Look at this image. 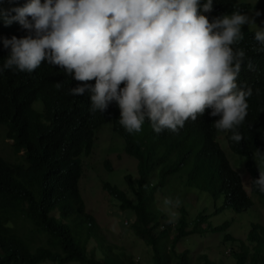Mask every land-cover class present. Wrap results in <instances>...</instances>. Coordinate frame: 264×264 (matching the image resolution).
<instances>
[{
	"label": "trees",
	"instance_id": "16d2710c",
	"mask_svg": "<svg viewBox=\"0 0 264 264\" xmlns=\"http://www.w3.org/2000/svg\"><path fill=\"white\" fill-rule=\"evenodd\" d=\"M236 1L213 0V11L208 15L253 8ZM13 3L23 5L25 0ZM9 6L8 0H0V7ZM254 31L243 26V38L234 45L245 52L237 82L252 88L247 114L237 129L243 139L233 142L231 131L222 132L232 152L243 157L250 178H258L252 152L256 147L264 150V47L253 39ZM25 34L17 22L5 26L0 20V65L9 51L3 38ZM248 62L252 68L246 66ZM81 83L44 62L31 73L0 72V125L10 122L8 135L17 161L8 164L0 154V264H139L106 242L81 193L83 157L93 152L98 132L105 128L121 138L127 155L137 160L138 176L125 175L134 199L116 184H103L128 212L125 224L135 216L127 227L152 248L154 264H194L188 251H180L178 245L187 235L204 231L202 223L209 215L199 213L189 221L182 207L183 214L169 222L158 205L157 193L173 194L179 191L180 182L198 191L193 200L205 194L216 212L228 209L242 213L254 206L241 176L217 144V130L211 123L218 117H210L206 110L196 120H186L175 133L166 129L156 133L146 119L139 133L130 134L118 122L115 102L103 113L93 112L89 111L87 91L68 94L70 87ZM87 83L94 84V80ZM105 163L110 170L109 162ZM250 192L264 200V193L251 181ZM254 220L248 223L245 239L227 232L234 218L212 229L214 234L223 233L222 244L228 246L236 264H264V226ZM204 255L200 262L217 264Z\"/></svg>",
	"mask_w": 264,
	"mask_h": 264
},
{
	"label": "clouds",
	"instance_id": "9594fccd",
	"mask_svg": "<svg viewBox=\"0 0 264 264\" xmlns=\"http://www.w3.org/2000/svg\"><path fill=\"white\" fill-rule=\"evenodd\" d=\"M8 3L0 7V20L5 26L17 22L26 34L3 38L9 51L0 72L31 73L42 62L63 69L83 82L70 87L68 94L87 91L93 112L103 113L115 102L118 122L130 134L139 133L146 119L156 133H175L186 120L209 110L210 117H218L211 125L221 135L231 131L230 140L243 139L237 129L247 114L252 88L237 82L245 52L234 45L243 38L244 25L257 24L253 39L264 47V20L256 21L259 9L252 15L233 10L210 16L213 0ZM246 66L252 68L250 62ZM92 80L94 84L87 83ZM252 158L258 178L250 181L264 193V150L256 147ZM162 203L173 221L179 198Z\"/></svg>",
	"mask_w": 264,
	"mask_h": 264
},
{
	"label": "rangeland",
	"instance_id": "374dc122",
	"mask_svg": "<svg viewBox=\"0 0 264 264\" xmlns=\"http://www.w3.org/2000/svg\"><path fill=\"white\" fill-rule=\"evenodd\" d=\"M236 2L237 4L249 3L253 5V8L245 13L252 15L256 9H259L261 16L256 17V21L259 24L260 20H264V8L262 7L264 0H237ZM244 26L251 30H256L258 27L257 24ZM107 126L105 125V127ZM10 131V122L0 125V154L8 164H13L17 163V161L14 160L15 156L12 150L13 140L8 135ZM216 141L218 146L225 151L232 167L241 176L246 192L253 199L254 206L251 209L242 213L228 209L216 212L205 194L200 193L199 199L193 200V196L198 191H194L191 186H184V183L180 182L178 183L179 191L173 192V194L165 192L157 193L158 205L161 209L163 208L162 202L165 198H179L180 205L174 208V211L177 213L176 218L183 214L181 212L182 207L187 210L189 221H193L194 217L199 213L204 212L209 215L202 223V226L205 228L204 231L187 235L178 245L180 251H188V255L194 264H203L199 260H203L206 257L204 254H207L208 258L217 264H236V260L231 255L228 246L222 244L223 233L217 231L214 234L212 231L213 227L218 226L225 220L235 219L227 228V232H231L236 239H245L249 229L248 223L251 222L252 218L264 226V200L250 192V177L243 157L236 155L230 150L227 142L221 135V131H217ZM20 154H23V152ZM106 161L110 164V170L107 168ZM126 174H132L133 178L138 176L137 160L127 155L123 140L114 135L109 128H105L98 132L93 152L83 157V175L80 181V189L86 210L96 218L106 242L112 243L117 247L115 248V252L120 249L132 256L134 261L139 264H154L152 248L147 247L145 241L140 239L132 229L127 227L135 219V216L133 215L132 217L131 215V219H129L126 225L125 214H128V212L123 211L118 201L109 195L103 187V184L107 181L116 184L121 189L128 191L130 197L134 199V195L130 192L131 189L125 180ZM188 192L189 194L185 200ZM233 244L237 246L238 241L233 242ZM41 264L55 263L46 261Z\"/></svg>",
	"mask_w": 264,
	"mask_h": 264
}]
</instances>
